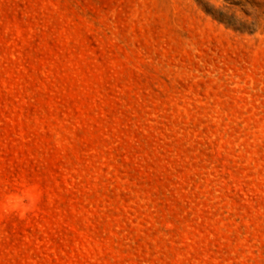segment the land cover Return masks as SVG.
<instances>
[{
    "label": "rangeland",
    "instance_id": "obj_1",
    "mask_svg": "<svg viewBox=\"0 0 264 264\" xmlns=\"http://www.w3.org/2000/svg\"><path fill=\"white\" fill-rule=\"evenodd\" d=\"M0 264H264V0H0Z\"/></svg>",
    "mask_w": 264,
    "mask_h": 264
}]
</instances>
